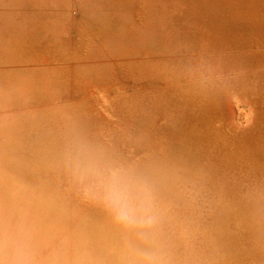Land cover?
<instances>
[{"label": "rangeland", "instance_id": "1", "mask_svg": "<svg viewBox=\"0 0 264 264\" xmlns=\"http://www.w3.org/2000/svg\"><path fill=\"white\" fill-rule=\"evenodd\" d=\"M196 64L220 86L192 87ZM83 163L144 178L152 225L86 197ZM19 237L39 264H264V0H0V238Z\"/></svg>", "mask_w": 264, "mask_h": 264}, {"label": "clouds", "instance_id": "2", "mask_svg": "<svg viewBox=\"0 0 264 264\" xmlns=\"http://www.w3.org/2000/svg\"><path fill=\"white\" fill-rule=\"evenodd\" d=\"M186 78L198 90L212 89L222 83L219 71L204 64L190 66ZM75 174L84 195L100 202L121 227L135 231L149 228L154 222V193L144 178L121 167H96L87 163L78 164ZM0 264H39V261L25 238L19 237L11 243L0 238Z\"/></svg>", "mask_w": 264, "mask_h": 264}]
</instances>
